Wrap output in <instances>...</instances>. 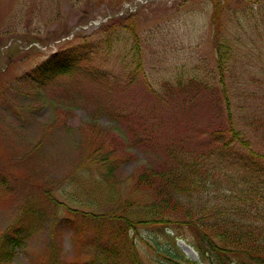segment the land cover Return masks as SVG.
<instances>
[{"label": "rangeland", "instance_id": "obj_1", "mask_svg": "<svg viewBox=\"0 0 264 264\" xmlns=\"http://www.w3.org/2000/svg\"><path fill=\"white\" fill-rule=\"evenodd\" d=\"M217 1L221 10L215 17ZM218 29L234 54L224 84L213 40ZM104 37L113 46L104 73L83 64L51 82L32 79V69L51 54ZM138 44L140 65L133 61ZM128 71L136 74L119 76ZM229 103L259 158L264 154V0H0V175L5 176L0 183L7 184L0 185V244L18 223L40 226L31 234L26 229L7 263L85 260L91 249L76 247L74 229L63 217L75 213L61 205L58 222H52L47 217L56 206L49 194L73 207L90 196L104 210L137 209L154 197L138 176L172 167L179 154L194 158L215 150L213 131L228 127ZM231 135L225 134L229 141ZM240 150L248 152L245 146ZM89 153L99 156L90 162ZM106 158L113 162L102 169L116 185L114 207L100 196L102 190L91 193L99 186L91 177L77 184L71 179L89 166L101 177ZM235 172L221 171L216 191L186 199L195 219L207 212L208 223L218 207L229 204L223 190H249ZM255 191L243 206L249 214L237 215L244 230L264 224L254 218L264 211V197ZM171 217L178 228L171 223L140 228L143 264H175L165 257L166 246L202 261L192 231L176 223L184 217Z\"/></svg>", "mask_w": 264, "mask_h": 264}, {"label": "trees", "instance_id": "obj_2", "mask_svg": "<svg viewBox=\"0 0 264 264\" xmlns=\"http://www.w3.org/2000/svg\"><path fill=\"white\" fill-rule=\"evenodd\" d=\"M214 8H216V17L221 10L219 1L215 3ZM213 40L219 54L217 61L220 80L224 84V75L233 60L234 54L232 52L231 55L230 51L227 50L230 47L222 39L219 29L216 30ZM112 49L110 38L107 37H104L101 41L90 40L82 42V44H72L51 54L49 60L41 63L36 69H32L31 77L37 82L47 83L62 76V74L72 72L83 64L91 66L93 71L98 69L99 72L104 73L103 66H105V69L108 68L106 65L112 56ZM134 51L133 61L140 65L142 55L140 54L139 44L134 47ZM108 71L113 72L112 69ZM129 74L135 75L136 73L131 74L128 71L125 76L120 72L119 76L127 77ZM228 110L230 118L227 121L228 127L226 130L215 129L213 135L210 132L214 139L213 142L216 143L217 148L215 150L205 153L204 156L198 154L194 158H189L187 154H179L176 156L178 163L172 167L163 168L162 170L152 168L138 176V183L141 186L143 185L154 197L143 201L133 211L130 210L129 206H125L121 212H117L112 208L104 210L101 205L93 202L90 196L88 200L85 199V203L84 199H79L77 207H73L60 201L58 196L49 194L56 209L55 214L47 218L54 223L58 222L61 205L67 207L69 211L75 213V217H63L74 229L76 247L81 244L84 249H80V251H85L87 248L92 251L91 255H88L85 251L86 259L82 262L76 259L73 264L80 262L81 264H143L138 255L139 247L137 246V235H140V228L144 226L148 228L164 227L168 223L178 228L177 224L172 222L171 216L175 213L184 217L183 219L177 218L178 222L176 223L188 227L192 231L193 244H195L202 257V261H195L178 252L179 250L176 247L166 246L164 250L165 257L172 259L175 264H201L204 263V260L212 264H264V224L257 227L253 226L254 229L251 230H244L243 223L237 220V215L249 214L243 206L250 199H248L250 193L255 191L251 186L254 187L255 184L257 188L255 192L261 193V196L264 197V162L260 158V156L264 157V154L258 153L259 158H255L252 147L249 145L250 140L246 138L241 129H238L237 121L234 120L232 115V104L230 103ZM260 113L264 121V114H262V111ZM227 131L230 135L232 134L231 136H234L231 141L225 136ZM236 142L241 143L242 147L245 146L248 152L241 153L240 149L242 147L235 146ZM226 154L229 156L228 159L225 156ZM90 155V162L99 156L97 154ZM225 157L227 160H225ZM112 163L110 159L106 158L101 169ZM230 168L237 171L235 172L237 177L250 187L249 190L241 191L240 189L239 192L223 190L225 200L229 204L218 207L217 212L208 223L206 222L207 212L195 219V212H193L195 208L186 206L188 204L186 199L193 198L196 195L201 197L202 194L207 193V190L216 191L220 185V179H217L218 174L221 171L226 174ZM90 169L91 166L78 170L76 173L78 176L71 178L73 183L77 184L81 180L88 181L91 177L96 185L99 184V186L92 189L91 193H99L102 190L100 196L105 197L104 199L111 205L116 186L112 182L111 173H109V170L104 172L103 169H100L102 175L99 177L92 174ZM240 170L244 171L247 177L245 174H240ZM3 177L5 176L1 174L0 178ZM3 184L4 187L7 186L4 180L0 185ZM79 191L80 193L86 192L81 189ZM47 192L50 193L51 191L47 190ZM95 205L98 209H95ZM254 218L260 222L264 221V211L254 214ZM35 221L42 222L39 219H35ZM93 222L98 223L99 228L97 230H94ZM25 227L28 228V226L18 223L5 234L0 244V264L11 262L16 247L23 243V236L28 234V232L25 234V231L28 230L31 234L33 231L37 232L40 226L37 228L36 223L33 221L29 229ZM176 234V237L182 238V235ZM164 235L166 236L165 233ZM153 240L158 242L157 238ZM146 242L149 241L146 240ZM5 261L6 263H4ZM49 264L64 263L53 257L52 262Z\"/></svg>", "mask_w": 264, "mask_h": 264}]
</instances>
